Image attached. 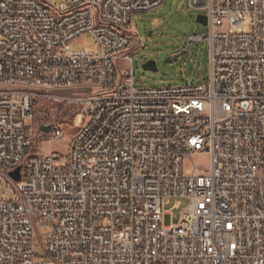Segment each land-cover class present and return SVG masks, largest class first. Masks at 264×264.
Wrapping results in <instances>:
<instances>
[{
    "label": "built area",
    "instance_id": "built-area-1",
    "mask_svg": "<svg viewBox=\"0 0 264 264\" xmlns=\"http://www.w3.org/2000/svg\"><path fill=\"white\" fill-rule=\"evenodd\" d=\"M164 1L0 0V264H264V0H188L207 20L185 44H208L207 82L138 89L127 28ZM85 35L99 54L72 52ZM83 87L96 93L57 94ZM35 102L86 118L65 156L33 153L66 137L51 113L35 124Z\"/></svg>",
    "mask_w": 264,
    "mask_h": 264
},
{
    "label": "rangeland",
    "instance_id": "rangeland-1",
    "mask_svg": "<svg viewBox=\"0 0 264 264\" xmlns=\"http://www.w3.org/2000/svg\"><path fill=\"white\" fill-rule=\"evenodd\" d=\"M54 2L59 6L63 0H54ZM203 14H205L204 11L191 9L188 0H165L159 8L145 14H134L131 17V24L127 31L142 42V47L133 56L136 88H172L201 85L207 82L210 72L208 44L192 43L185 47L191 35L199 36L208 32L206 26L196 23L197 15ZM241 30L242 32L250 31L249 17L244 18ZM70 48L74 53L99 54L101 51L91 35L79 38L70 44ZM148 61L155 63V72L143 69ZM95 93V89L83 87L60 91L57 94L82 99ZM34 110L35 124L47 122L46 116L51 113L53 115L51 122L61 125L66 137L62 141L52 143H46L45 139L37 138L34 142L33 153L43 156L60 153L65 156L70 149L73 136L85 124L86 118L67 104L35 102ZM193 163L197 167H202L205 172L209 170V158L206 154L194 157ZM11 197L12 194L9 191L0 192V200ZM188 203V200L180 199L171 200L166 205V210L171 213L172 225L179 224Z\"/></svg>",
    "mask_w": 264,
    "mask_h": 264
},
{
    "label": "water",
    "instance_id": "water-1",
    "mask_svg": "<svg viewBox=\"0 0 264 264\" xmlns=\"http://www.w3.org/2000/svg\"><path fill=\"white\" fill-rule=\"evenodd\" d=\"M196 23L202 25V26H206L207 24V20H206V16L205 15H197L196 17ZM183 53H181L182 55ZM170 61V60H169ZM143 69L146 71H150V72H155L156 71V65L153 61H148L144 64ZM53 128V124L44 126L42 125L40 127V131L43 133H48L51 129ZM11 177L15 180V181H19V169H17L15 172L11 173Z\"/></svg>",
    "mask_w": 264,
    "mask_h": 264
},
{
    "label": "bare ground",
    "instance_id": "bare-ground-1",
    "mask_svg": "<svg viewBox=\"0 0 264 264\" xmlns=\"http://www.w3.org/2000/svg\"><path fill=\"white\" fill-rule=\"evenodd\" d=\"M178 105H186V98H178ZM204 110L213 111V103H204ZM98 170H105V163H98ZM40 233H47V226H40Z\"/></svg>",
    "mask_w": 264,
    "mask_h": 264
}]
</instances>
